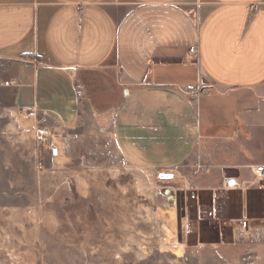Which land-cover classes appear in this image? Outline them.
<instances>
[{
  "label": "crops",
  "instance_id": "1",
  "mask_svg": "<svg viewBox=\"0 0 264 264\" xmlns=\"http://www.w3.org/2000/svg\"><path fill=\"white\" fill-rule=\"evenodd\" d=\"M199 79L209 92L190 100ZM0 86L33 131L107 134L125 163L191 190L219 188L226 167L250 179L264 165V0H0Z\"/></svg>",
  "mask_w": 264,
  "mask_h": 264
},
{
  "label": "rangeland",
  "instance_id": "2",
  "mask_svg": "<svg viewBox=\"0 0 264 264\" xmlns=\"http://www.w3.org/2000/svg\"><path fill=\"white\" fill-rule=\"evenodd\" d=\"M12 98L0 86V264H264V180L191 190L75 128L51 158Z\"/></svg>",
  "mask_w": 264,
  "mask_h": 264
},
{
  "label": "built area",
  "instance_id": "3",
  "mask_svg": "<svg viewBox=\"0 0 264 264\" xmlns=\"http://www.w3.org/2000/svg\"><path fill=\"white\" fill-rule=\"evenodd\" d=\"M256 5H252L250 7L251 11L254 12L256 10ZM188 53L191 57H197L198 55V48L196 46H191L188 50ZM14 82H8L5 81L4 85L9 86L13 85ZM76 95L81 96V89H76ZM182 92L190 99V100H198L202 96L208 94V84L204 79H199L195 83H189L186 84ZM34 137L36 140V143L41 146L44 149H47L48 154L51 158H57L60 154V148L58 144L54 141V132L44 126V125H38L35 126L34 128ZM247 169L251 175L250 179L246 180H240L239 177H230V178H225L220 186L219 189L221 190H240L245 192L249 187L252 185L263 181L264 180V165L262 164H250L247 166ZM202 170H205V168H202V166H197L195 169L194 173H198ZM208 170V169H206ZM171 173L170 171H167ZM235 231L237 233H252L253 235V228L250 225V222L247 218H244L240 220V222L237 224Z\"/></svg>",
  "mask_w": 264,
  "mask_h": 264
},
{
  "label": "water",
  "instance_id": "4",
  "mask_svg": "<svg viewBox=\"0 0 264 264\" xmlns=\"http://www.w3.org/2000/svg\"><path fill=\"white\" fill-rule=\"evenodd\" d=\"M223 175L227 178L233 177V176H238V170L235 168L226 167L223 169Z\"/></svg>",
  "mask_w": 264,
  "mask_h": 264
},
{
  "label": "bare ground",
  "instance_id": "5",
  "mask_svg": "<svg viewBox=\"0 0 264 264\" xmlns=\"http://www.w3.org/2000/svg\"><path fill=\"white\" fill-rule=\"evenodd\" d=\"M174 184V183H173ZM176 186V185H175ZM182 189V188H181Z\"/></svg>",
  "mask_w": 264,
  "mask_h": 264
}]
</instances>
